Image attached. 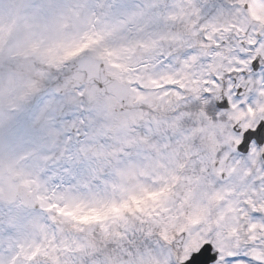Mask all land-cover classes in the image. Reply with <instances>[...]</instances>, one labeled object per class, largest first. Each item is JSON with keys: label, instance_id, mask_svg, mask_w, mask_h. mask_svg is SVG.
I'll return each instance as SVG.
<instances>
[{"label": "snow or ice", "instance_id": "1", "mask_svg": "<svg viewBox=\"0 0 264 264\" xmlns=\"http://www.w3.org/2000/svg\"><path fill=\"white\" fill-rule=\"evenodd\" d=\"M0 264H264V0H0Z\"/></svg>", "mask_w": 264, "mask_h": 264}]
</instances>
